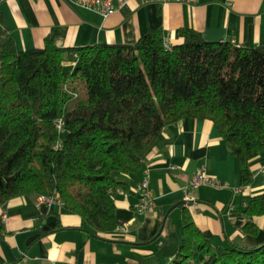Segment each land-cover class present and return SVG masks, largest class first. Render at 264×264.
<instances>
[{"label": "trees", "instance_id": "trees-1", "mask_svg": "<svg viewBox=\"0 0 264 264\" xmlns=\"http://www.w3.org/2000/svg\"><path fill=\"white\" fill-rule=\"evenodd\" d=\"M180 35L171 50L152 31L134 45L68 49L47 39L19 51L0 14V209L58 197L95 233H114L112 193L127 189L117 176L139 174L163 130L185 119L217 125L248 187L264 149V46L211 43L192 29ZM263 214L259 195L245 210L246 235L259 234L253 218ZM171 264H264V244L214 247L184 210Z\"/></svg>", "mask_w": 264, "mask_h": 264}, {"label": "crops", "instance_id": "crops-1", "mask_svg": "<svg viewBox=\"0 0 264 264\" xmlns=\"http://www.w3.org/2000/svg\"><path fill=\"white\" fill-rule=\"evenodd\" d=\"M108 18L64 0H0V14L19 51L42 48L47 39L60 48L94 45H134L159 31L171 47L181 45V31L192 29L211 43L228 42L240 48L264 46V0H202L189 5L121 6L112 0ZM77 61L68 57L67 69ZM204 166L220 187L190 188ZM252 182L241 184L236 157L227 148L215 123L185 119L165 128L136 176L119 175L127 189L113 191L121 227L98 234L83 219L61 206L40 204L38 197L12 201L0 209V264H171L161 255L165 242L158 235L167 212V229L182 239V216L188 210L214 247L264 244V214L253 218L257 236L243 230L249 202L264 195V149L250 164ZM148 180L155 206L140 213L138 185ZM5 216V218H4Z\"/></svg>", "mask_w": 264, "mask_h": 264}, {"label": "built area", "instance_id": "built-area-1", "mask_svg": "<svg viewBox=\"0 0 264 264\" xmlns=\"http://www.w3.org/2000/svg\"><path fill=\"white\" fill-rule=\"evenodd\" d=\"M68 4L74 7H81L87 9L89 11L96 12L103 16L104 18H108L114 12V6L112 4V0H64ZM131 0H118V3L121 6H126ZM141 5H168V4H178V5H189L194 6L199 4L202 0H136ZM165 48L167 50H171V46L165 42ZM64 123L62 120L57 121L56 128L59 133H63ZM62 148L61 142H58L55 149L60 150ZM221 184L217 182L214 178L210 177L207 174L206 168L204 166L200 167L191 184L190 188H198L201 186H209V187H220ZM138 190L141 191V204L138 208L140 213L150 210L155 206V201L152 197V194L149 190L148 180L145 178L139 185ZM38 202L40 204H47L49 206L59 203L61 206H64L63 202L58 197H46L39 196ZM5 218V216H4Z\"/></svg>", "mask_w": 264, "mask_h": 264}, {"label": "water", "instance_id": "water-1", "mask_svg": "<svg viewBox=\"0 0 264 264\" xmlns=\"http://www.w3.org/2000/svg\"><path fill=\"white\" fill-rule=\"evenodd\" d=\"M186 202H181L179 204H177L176 206H174L173 208H171L162 223V226L160 228V231L158 233V235L154 238V242L158 241L160 238H164L165 242L162 244L161 248H160V252L161 255L166 258V259H173L177 253L180 250V243H181V239L178 235L177 232L174 231H169L167 229V221L168 218L171 214V212L173 210H175L176 208L184 205Z\"/></svg>", "mask_w": 264, "mask_h": 264}]
</instances>
